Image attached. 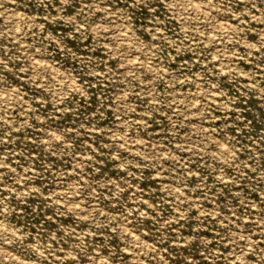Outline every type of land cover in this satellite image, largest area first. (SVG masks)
<instances>
[{"label": "rangeland", "instance_id": "1", "mask_svg": "<svg viewBox=\"0 0 264 264\" xmlns=\"http://www.w3.org/2000/svg\"><path fill=\"white\" fill-rule=\"evenodd\" d=\"M0 264H264V0H0Z\"/></svg>", "mask_w": 264, "mask_h": 264}]
</instances>
